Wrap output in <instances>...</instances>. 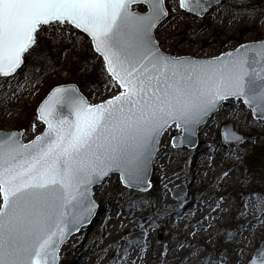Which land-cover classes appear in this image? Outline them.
<instances>
[{"label": "snow or ice", "instance_id": "1", "mask_svg": "<svg viewBox=\"0 0 264 264\" xmlns=\"http://www.w3.org/2000/svg\"><path fill=\"white\" fill-rule=\"evenodd\" d=\"M177 5L170 12L166 0H0V87L19 91L12 81L44 33L60 43L79 32L77 43L102 58L100 75L112 93L90 103L74 85H58L36 109L46 125L40 135L24 143L23 131L0 132V264H58L61 245L95 213L92 186L118 172L126 187L150 188L151 161L173 126L183 136H173L172 147L191 144L229 98L264 120V40L197 60L164 52L155 36L178 10L201 18L252 10L223 0ZM242 139L225 128V144ZM130 248L143 253L147 241H127L112 264H129Z\"/></svg>", "mask_w": 264, "mask_h": 264}, {"label": "rangeland", "instance_id": "2", "mask_svg": "<svg viewBox=\"0 0 264 264\" xmlns=\"http://www.w3.org/2000/svg\"><path fill=\"white\" fill-rule=\"evenodd\" d=\"M223 2L234 10L252 11L236 14L213 10L201 18L178 10L179 14H171L156 30L161 49L175 56L208 58L244 43L264 40V0ZM166 4L170 12L174 6L178 7L177 0H166ZM54 34L53 31L51 35ZM49 35L47 32L42 35L36 52L28 58L23 70L17 71L12 89H17L18 81L22 86L19 91L13 95L7 84L0 87V131H24V140L43 130L36 109L55 86L76 84L91 103H99L112 94L105 89L100 75L102 58L97 60L85 41L77 43L79 32L60 43H52ZM3 80L0 77V82ZM5 92L7 100L3 99ZM227 124L244 135L245 142L225 144L221 130ZM200 129L210 136L201 138L198 133V142L206 147L205 155L198 157H195L198 148H173L172 137L181 135L182 131L174 126L168 131L160 160L166 155L167 163H171L160 171L154 167L148 191L125 187L118 174L110 182L96 187L100 189L99 195L112 196L114 200L98 212L89 227L74 235L76 240L71 245L79 246V255L87 253L89 258L85 264H112L115 257L124 255L129 240L147 241L143 253L129 249V264L133 261L135 264H169L167 257L172 253L180 259L177 264H188V261L190 264H219V257L225 252L227 259H221L225 264L250 263L264 241V203L259 199L264 198V120L255 119L242 100L230 98ZM258 152L261 153L258 164L251 169L249 157ZM209 163L219 166L214 177L204 170ZM228 171L235 174V181L226 182L220 188L212 185L215 177L222 182ZM165 177L167 182H163ZM181 185H185L186 195L176 199L172 189ZM203 194L206 198L200 200ZM163 206L175 212L173 219L166 222L168 226L161 222ZM211 210L220 214L212 236L190 244L192 232L199 230V222H203L199 215ZM250 216L252 232L242 239L237 229ZM169 236L176 243L174 251L168 249ZM105 249L107 251H103ZM61 264L70 263L63 258Z\"/></svg>", "mask_w": 264, "mask_h": 264}, {"label": "bare ground", "instance_id": "3", "mask_svg": "<svg viewBox=\"0 0 264 264\" xmlns=\"http://www.w3.org/2000/svg\"><path fill=\"white\" fill-rule=\"evenodd\" d=\"M224 117V116H223ZM207 124V123H206ZM203 125V126H206ZM203 129L199 130V134L201 136V138H209L210 133H203L202 132ZM167 133H165L161 139L160 142V148H159V152L156 156V159L153 162V169L154 167L157 168V170H161V169H166L168 167V164L171 163V161H168L167 163V159H166V155H163V158L160 160L161 154L162 152L165 150L164 148V143H165V139L167 137ZM32 139V138H31ZM206 143V142H205ZM198 150L195 154V157L198 156H203L206 153V147L202 146V143H199L198 145ZM221 155V154H220ZM169 160V159H168ZM219 166L217 165V163H209L207 166H205V172L208 175H211L212 177L215 176L216 173H218L219 171ZM116 176V175H112L109 179L106 180V182H110L111 179ZM191 178H193V173H191L190 175ZM166 178V177H165ZM223 181L221 182L220 178H214L213 179V186H217L218 188L222 187L223 184H225L226 182H231V181H235L236 176L233 172L228 171L226 173V175L224 174V177L222 178ZM167 182V178L164 179L163 182ZM171 181V180H170ZM179 180H176V182H178ZM191 188H195L194 186H190ZM99 188H95L94 189V200L97 203V212H99L100 210H105V208L107 207V205H111L114 198L112 196L107 197L105 194H100L99 195ZM203 198H206L205 194L202 195V197L200 198V200H203ZM200 202H197V204H199ZM161 210V214H162V224L167 225V221H171L173 219V214L175 213L172 209L166 208L165 206L160 208ZM220 216L218 211H209V212H205V213H201L199 215V218H201L203 220V222H199L201 223V228L198 230H195L194 232H192L191 234V238L189 240V243L192 244L198 240H200L201 238H203L204 236H212L213 234V230H214V225H216L219 221H217L218 217ZM97 218V217H96ZM96 218L93 220L95 221ZM145 218H148V216H146ZM222 219H224L222 217ZM252 217H248L247 219L243 220V224L239 227V229H237L241 234H242V239L246 238L251 232H252V223H251ZM92 221V220H90ZM198 223V224H199ZM91 224V223H90ZM90 224H86L84 227H89ZM168 226V225H167ZM82 227V228H84ZM80 229V231L78 233H80L83 229ZM77 233V234H78ZM76 235V234H75ZM170 235V232H168L167 236ZM172 236V235H171ZM168 249L169 251H174L173 247L176 244L174 242V238L172 237H168ZM76 240V237L73 235L61 248L59 256H60V264H61V260L64 258L67 261H69L70 264L75 263V264H85V262H87V259L89 258L86 254L87 253H82L81 255H79V246L77 245H71V243H74V241ZM79 255V256H78ZM167 259L169 260V264H177L180 259H178V255H176L175 253H172L170 255H168ZM188 264H190V261H188Z\"/></svg>", "mask_w": 264, "mask_h": 264}, {"label": "water", "instance_id": "4", "mask_svg": "<svg viewBox=\"0 0 264 264\" xmlns=\"http://www.w3.org/2000/svg\"><path fill=\"white\" fill-rule=\"evenodd\" d=\"M134 10H139V9H136L135 8V6H134ZM209 13H211V11L209 12ZM189 14V13H188ZM208 15V14H207ZM195 16V15H194ZM206 16V15H205ZM169 17H170V15H169ZM169 17H167L166 19H168ZM204 17V16H203ZM165 19V20H166ZM164 20V21H165ZM163 21V22H164ZM162 22V23H163ZM161 23V24H162ZM160 24V25H161ZM160 25H158V27L160 26ZM158 29V28H157ZM155 36H156V31H155ZM157 39V38H156ZM260 41V40H259ZM256 42V41H255ZM248 43H251V42H248ZM248 43H244V44H248ZM239 47V46H238ZM237 47V48H238ZM236 48V49H237ZM235 50V49H234ZM234 50H231V51H234ZM228 52H230V51H228ZM225 53H227V52H225ZM172 55V54H171ZM221 55V54H220ZM220 55H218V56H220ZM172 56H174V57H189V58H193V59H197V60H200V59H209V58H213V57H208V58H195V57H192V56H175V55H172ZM218 56H214V57H218ZM23 67V66H22ZM19 70V69H18ZM17 70V71H18ZM61 85H68V84H61ZM71 85H74L78 90H79V92L86 98V96L82 93V91H81V89L79 88V86L78 85H76V84H71ZM58 86V85H57ZM56 87V86H55ZM51 92V91H50ZM49 92V93H50ZM48 93V94H49ZM48 96V95H47ZM46 96V97H47ZM45 97V98H46ZM44 98V99H45ZM43 99V100H44ZM87 99V98H86ZM230 99V98H229ZM42 100V101H43ZM88 100V99H87ZM42 101L40 102V104L42 103ZM89 101V100H88ZM90 102V101H89ZM91 103V102H90ZM227 103V101H224V102H222V106L224 105V104H226ZM40 104L38 105V107L40 106ZM221 106V107H222ZM246 106V105H245ZM37 107V108H38ZM247 107V106H246ZM248 108V107H247ZM249 109V108H248ZM250 110V109H249ZM66 109H65V113H66ZM251 111V110H250ZM252 112V111H251ZM215 115V114H214ZM213 115V116H214ZM252 115H253V113H252ZM213 116H211V117H209L208 119H207V121H206V123L208 122V120L210 119V118H212ZM254 117V116H253ZM255 119H258L257 117H254ZM260 120V119H259ZM206 123H204V124H202L200 127H199V129L197 130V132H196V134H195V136L192 138V143L191 144H189L188 142H184V143H180L179 141H177V147L176 148H191V149H193V148H197L198 147V145H199V142H198V133H199V130H200V128L203 126V125H205ZM44 125V124H43ZM228 128V131H230V132H232V133H235L236 135H239V136H241L243 139L239 142V143H237V142H235V141H233V142H231L230 144H241V143H243V142H245V136L244 135H242V134H239L238 132H236L235 131V129H234V127H233V125H231V124H227V125H225V126H223L222 127V130H221V136H222V139H223V141H224V132H225V128ZM46 128V125H44V128H43V130ZM42 130V131H43ZM41 131V132H42ZM0 132H10V131H4V130H1ZM19 132V131H18ZM24 132V131H23ZM41 132H39L37 135H40L41 134ZM36 136V135H35ZM34 136V137H35ZM177 136H183V133L181 134V135H177ZM33 137V138H34ZM163 137V136H162ZM162 137L160 138V142H161V139H162ZM32 138V139H33ZM21 139H22V141L24 142V143H27L28 141H30V140H32V139H29V140H24L23 139V136L21 137ZM159 148H160V145H159V147H158V150L156 151V153H155V155H154V157H153V159H152V161H151V165H150V169H149V177H148V179H149V182H150V184H151V181H150V179H151V176H152V171H153V162H154V160L156 159V156H157V154H158V152H159ZM115 174H118L119 175V178H120V174L118 173V172H115V173H111L110 175H109V177H106L105 179H104V181L102 182V184L107 180V179H109L112 175H115ZM120 181H121V179H120ZM122 183V182H121ZM102 184H94L93 186H92V188H91V191H92V199L94 200V198H93V196H94V189L96 188V187H99V186H101ZM123 184V183H122ZM124 186H125V184H123ZM126 187V186H125ZM128 188V187H127ZM151 188V187H150ZM150 188H146V190H141V189H138V188H129V189H132V190H137V191H141V192H145V191H148ZM185 195H186V189H185V185H181V186H177V187H175V188H173L172 189V196L174 197V198H176V199H179V198H183V197H185ZM95 201V200H94ZM96 202V201H95ZM96 205H97V203H96ZM97 214H98V212H97V207H96V210H95V213L89 218V221H87L86 223H85V225L86 224H92L93 222H94V220H93V218L95 219L96 218V216H97ZM90 220H92V221H90ZM90 224V225H91ZM78 232H73V234L71 235V236H69V238L66 240V242L73 236V235H75V234H77ZM65 242V243H66ZM64 243V244H65ZM64 244H62L61 245V248L63 247V245ZM61 250V249H60ZM60 253V252H59ZM224 259V260H226L227 259V255H226V252L225 253H223L222 255H220V257H219V264H225L224 262H222L221 261V259ZM262 259H264V241L261 243V245L259 246V248L258 249H256L255 250V252H254V255H253V257H252V259L250 260V263L249 264H253V261H255L256 262V264H260V261L262 260ZM58 264H60V256H59V260H58Z\"/></svg>", "mask_w": 264, "mask_h": 264}, {"label": "trees", "instance_id": "5", "mask_svg": "<svg viewBox=\"0 0 264 264\" xmlns=\"http://www.w3.org/2000/svg\"><path fill=\"white\" fill-rule=\"evenodd\" d=\"M261 153L260 152H258V153H253L252 155H251V157H249V163H248V165H249V167L251 168V169H253V168H255L256 166H257V160L259 159V157L261 156L260 155Z\"/></svg>", "mask_w": 264, "mask_h": 264}]
</instances>
